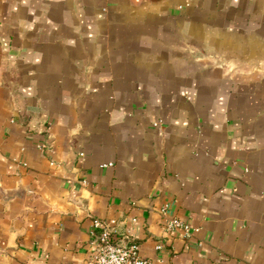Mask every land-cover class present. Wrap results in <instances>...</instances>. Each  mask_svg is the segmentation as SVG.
I'll list each match as a JSON object with an SVG mask.
<instances>
[{
	"label": "crops",
	"instance_id": "crops-1",
	"mask_svg": "<svg viewBox=\"0 0 264 264\" xmlns=\"http://www.w3.org/2000/svg\"><path fill=\"white\" fill-rule=\"evenodd\" d=\"M102 221L264 264V0H0V264H90Z\"/></svg>",
	"mask_w": 264,
	"mask_h": 264
},
{
	"label": "built area",
	"instance_id": "built-area-1",
	"mask_svg": "<svg viewBox=\"0 0 264 264\" xmlns=\"http://www.w3.org/2000/svg\"><path fill=\"white\" fill-rule=\"evenodd\" d=\"M166 229L181 230L185 236L192 234L189 224L175 218L166 219ZM92 232L90 264H152L149 258L139 253V246L128 232H119L114 221L97 222ZM158 249L163 248L159 244Z\"/></svg>",
	"mask_w": 264,
	"mask_h": 264
}]
</instances>
